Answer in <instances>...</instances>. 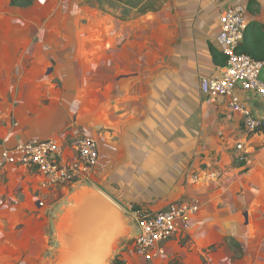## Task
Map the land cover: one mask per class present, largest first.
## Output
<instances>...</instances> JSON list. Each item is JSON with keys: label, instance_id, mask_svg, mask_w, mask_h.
<instances>
[{"label": "crops", "instance_id": "obj_1", "mask_svg": "<svg viewBox=\"0 0 264 264\" xmlns=\"http://www.w3.org/2000/svg\"><path fill=\"white\" fill-rule=\"evenodd\" d=\"M237 4L254 37L264 0H0V152L54 140L71 162L83 138L99 146L97 167L70 187L57 236L82 189L122 209L135 203L143 214L197 203L189 236L196 225L211 226L209 194L216 241L231 237L241 246L234 264H264V161L249 150L264 134L247 131L241 114L200 87L201 78L223 72L219 18ZM240 96L264 118V99ZM29 171L41 181L35 169H0V201L6 196L14 213L25 214L13 200L22 198ZM59 244L43 264H79L62 258Z\"/></svg>", "mask_w": 264, "mask_h": 264}, {"label": "built area", "instance_id": "obj_2", "mask_svg": "<svg viewBox=\"0 0 264 264\" xmlns=\"http://www.w3.org/2000/svg\"><path fill=\"white\" fill-rule=\"evenodd\" d=\"M246 13V8L237 4L221 14L216 44L225 58L223 72L218 77L201 78L200 87L212 100H226L241 114L247 131L264 134V118L254 116L243 105L240 96L241 92H248L264 99V60L240 52L248 28ZM99 156L98 143L88 137L79 142L76 159L71 162L64 159L63 149L56 141L33 139L14 147L2 146L0 169L9 165L35 169L41 185L52 188L86 179L97 167ZM198 211L194 202H178L154 214L135 211L133 215L139 227L134 244L137 254L146 261L163 255L162 245L176 235L188 232Z\"/></svg>", "mask_w": 264, "mask_h": 264}, {"label": "rangeland", "instance_id": "obj_3", "mask_svg": "<svg viewBox=\"0 0 264 264\" xmlns=\"http://www.w3.org/2000/svg\"><path fill=\"white\" fill-rule=\"evenodd\" d=\"M249 150L253 158H262L264 161V140H256ZM31 173V171L26 173L28 178L32 176L26 184L29 187L25 186L21 189L22 192H19L22 198L13 200L14 205L19 204L25 208V214L14 213L7 207L6 196L0 201V264H43V255L50 257L59 252L57 218L69 207V198L73 191L70 195L68 192L73 184L47 188L41 185V181L36 182V176L33 174V177ZM1 174L5 175L6 171ZM20 176L26 177L23 174ZM212 197L208 194L209 205L204 208L209 209L207 213L211 218L209 224L211 226L203 230L204 226L196 225L190 236L189 231L176 235L162 245L164 254L151 261L139 256L134 248L136 236L132 233V224H138L133 213L140 207L135 203L131 204V208L127 206L123 209L114 205L121 214L124 230L118 238L119 241L115 242L108 264L116 257L122 258L127 264H234L241 256V246L231 237H223L216 241V237L221 238V231L213 223V219H217L218 216L215 210L216 200L215 198L212 200ZM219 205L225 207L221 202ZM204 210L202 212H206ZM261 210H264V206ZM203 216L202 213L201 217Z\"/></svg>", "mask_w": 264, "mask_h": 264}, {"label": "bare ground", "instance_id": "obj_4", "mask_svg": "<svg viewBox=\"0 0 264 264\" xmlns=\"http://www.w3.org/2000/svg\"><path fill=\"white\" fill-rule=\"evenodd\" d=\"M123 225L120 212L101 195L77 191L57 229L62 258L72 256L79 264H107Z\"/></svg>", "mask_w": 264, "mask_h": 264}, {"label": "trees", "instance_id": "obj_5", "mask_svg": "<svg viewBox=\"0 0 264 264\" xmlns=\"http://www.w3.org/2000/svg\"><path fill=\"white\" fill-rule=\"evenodd\" d=\"M247 36H248V29L246 31L242 46L240 47V52L246 53L256 60H264V25H261L259 27V32L254 37H247ZM111 264H127V263L122 258L116 257Z\"/></svg>", "mask_w": 264, "mask_h": 264}, {"label": "water", "instance_id": "obj_6", "mask_svg": "<svg viewBox=\"0 0 264 264\" xmlns=\"http://www.w3.org/2000/svg\"><path fill=\"white\" fill-rule=\"evenodd\" d=\"M78 184L77 185H79V184H81V183H83L84 185H86V186H89L88 184V182L87 181H82V182H77ZM75 189L74 188H72L71 189V191L70 192H72V191H74ZM99 195H101L104 199H106L113 207H115L116 208V206H114L115 204L114 203H112L105 195H103V194H101V193H98ZM117 209V208H116ZM118 210V209H117ZM122 218V217H121ZM132 226H133V224H132ZM137 226V229H136V231H135V239H137V237L139 236V227H138V225H136ZM123 230H124V225H123ZM122 233H123V231H122ZM121 233V234H122ZM120 234V235H121ZM120 235L118 236V238L120 237Z\"/></svg>", "mask_w": 264, "mask_h": 264}]
</instances>
